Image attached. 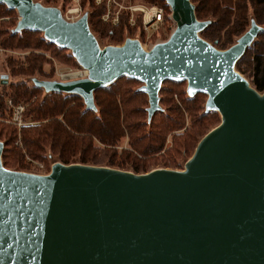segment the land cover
<instances>
[{
	"label": "water",
	"instance_id": "obj_1",
	"mask_svg": "<svg viewBox=\"0 0 264 264\" xmlns=\"http://www.w3.org/2000/svg\"><path fill=\"white\" fill-rule=\"evenodd\" d=\"M0 2L17 13L13 31H41L87 69L65 81L31 77L44 92L78 94L96 110V88L134 77L149 120L162 81L184 80L188 96L205 93L204 111L219 113L181 169L55 161L34 173L0 159V264H264V92L235 69L261 26L250 19L218 49L199 36L209 20L196 18L190 0H164L175 24L166 39L100 46L87 11L66 21L55 5Z\"/></svg>",
	"mask_w": 264,
	"mask_h": 264
},
{
	"label": "trees",
	"instance_id": "obj_2",
	"mask_svg": "<svg viewBox=\"0 0 264 264\" xmlns=\"http://www.w3.org/2000/svg\"><path fill=\"white\" fill-rule=\"evenodd\" d=\"M36 1L43 4L42 0ZM43 1L59 9L70 2ZM142 1L166 8L164 0ZM190 1L194 5L196 18L209 20L199 31V36L214 43L218 49L234 43L248 28L250 19L263 28L236 60L235 69L255 90L264 92V0ZM80 3L87 11L88 27L99 44H119L126 37H143L139 15L131 26L127 21L128 10L122 9L118 23L112 25L100 19L104 12L102 4L96 5L93 0H80ZM124 3L131 1L124 0ZM15 13V9L0 2V46L5 50L28 52L22 57L4 53L8 68L4 74L10 77L38 75L49 79L51 69H46L49 60L43 52H49L63 63L75 64L67 48L43 38L41 31H13L17 21ZM163 29L168 31L165 25ZM140 84L138 79L122 75L96 88L93 91L96 110H92L85 108L78 94L44 92L31 80H0L1 164L9 169L28 170L27 163H23L24 157H27L28 163L30 160L39 162L46 168V173L52 161L105 164L136 173L150 170V163L154 161L161 162L163 168L181 169L184 156L210 129L209 124L216 121L218 114L215 110L204 111L202 96L205 93L197 92L188 96L184 90V80L165 79L158 93L160 109L154 111L147 120V97L138 90ZM8 98L13 104H24L21 115L23 119H29L30 123L17 128L15 124L5 121L11 115V108L6 103ZM184 112L187 115L186 127L181 132H173L171 145L163 154L155 155L162 148L165 135L184 126ZM125 136L129 148L117 149Z\"/></svg>",
	"mask_w": 264,
	"mask_h": 264
},
{
	"label": "built area",
	"instance_id": "obj_3",
	"mask_svg": "<svg viewBox=\"0 0 264 264\" xmlns=\"http://www.w3.org/2000/svg\"><path fill=\"white\" fill-rule=\"evenodd\" d=\"M93 3L96 5L102 4L104 6V12L100 15V19L105 22H110L112 25H115L119 21V13L122 9L128 10V24L134 25L136 21V16L139 15L140 26L143 30V37L137 38L140 45L147 49L153 45V43L163 41L162 38H155L152 40L153 34H160V30L163 29L164 25L167 27L168 32L173 30V19L171 18V11L168 5L165 6L155 4V3H124V0H93ZM84 9L81 6L80 0H70L69 4L60 9L61 16L66 21H75L77 20ZM167 38V37H166ZM165 38V39H166ZM102 46V44H99ZM0 46V54L4 52ZM44 55L48 56L46 52H43ZM48 58L52 59L50 56ZM53 60V59H52ZM54 79L58 80H71L77 78H84L87 76V69L82 66H77L63 70L62 68L54 67ZM7 105L11 108L10 118L5 120L15 124L17 128L21 125L28 124L31 121L22 118V111L24 104L18 103L13 104L11 99L8 98L6 101ZM36 165L42 166L39 162H35Z\"/></svg>",
	"mask_w": 264,
	"mask_h": 264
},
{
	"label": "rangeland",
	"instance_id": "obj_4",
	"mask_svg": "<svg viewBox=\"0 0 264 264\" xmlns=\"http://www.w3.org/2000/svg\"><path fill=\"white\" fill-rule=\"evenodd\" d=\"M127 1V0H126ZM129 1H131V3H148V2H145V1H142V0H129ZM42 2H43V4H45L44 3V1L42 0ZM45 5H47V4H45ZM169 7V6H168ZM171 11V10H170ZM16 15H15V17L17 18V13H15ZM174 22H173V28H174ZM162 31V30H161ZM169 33L170 32H166L164 29H163V31L162 32H160V34H153V36H152V40L155 38V36H156V38H162V40H164L168 35H169ZM97 39V38H96ZM101 44V43H100ZM102 45H104V44H102ZM4 49V48H3ZM26 52H28V51H22V50H18V49H16V50H5L4 52H3V54L1 53L0 54V74L1 73H6L7 71H8V68H7V66H6V63H5V55H4V53H6V54H10V55H17V56H24V54L26 53ZM47 53V55L48 56H50L52 59H50V58H48V56H46V55H44L48 60H49V62L47 63V65H46V69H51L50 71H51V77L50 78H56L55 77V74H54V67H57V68H62L63 70H67V69H69V68H73V67H75V66H77V63H76V61H75V64L74 65H72V64H68V63H63V62H61V61H58L56 58H54V57H52L51 55H50V53L49 52H46ZM74 59V58H73ZM35 78H38V79H42L43 77H40V76H35ZM49 78V79H50ZM7 79H11V80H13V81H18V80H25V81H27V82H30V79H31V77H27V76H12V77H10V76H8L7 75ZM184 90H185V84H184ZM186 93V92H185ZM187 95V94H186ZM173 98L176 100V96L173 94ZM205 98H206V94L205 95H203L202 96V99H203V101H205ZM204 104V103H203ZM217 112V111H216ZM217 114H218V118H216V121H213L212 123H210L209 124V128H212L213 126H215L216 125V123L218 122V119H219V113L217 112ZM183 118H184V126L182 127V128H180V129H178V130H175V131H172V133L170 132H168L166 135H165V138H164V143H163V146H162V148L157 152V153H155V155L156 154H163L164 153V151L166 150V148H168L170 145H171V143H172V134H173V132H175V133H177V132H181L185 127H186V125H187V115H186V113L184 112L183 113ZM27 120H29V119H27ZM17 127V126H16ZM208 128V129H209ZM207 129V130H208ZM197 143V142H196ZM196 143H195V145H196ZM195 145L187 152V155H185L184 156V158H183V161H182V163L184 164V162L186 161V159L192 154V152H193V150H194V147H195ZM129 148L128 147V144H127V138H126V136H125V138L123 139V141L122 142H120L119 143V146L118 147H116L117 149H120V148ZM52 160H54V159H52ZM55 161V160H54ZM30 163H28V159H27V157H24V159H23V163H27V168L26 169H28V170H24V171H28V172H34V173H46L45 171V167L43 168L42 166H40V165H36L35 164V162H37V161H34V160H30L29 161ZM53 162V161H52ZM52 162L50 163V165L52 164ZM155 162H157V161H154V162H151L150 163V166H149V169L151 170V169H153V168H159V167H163L164 165H162V163L161 162H157V163H155ZM72 163V162H71ZM49 165V166H50ZM96 165H98V164H96ZM100 165H105V164H100ZM106 166H108V165H106ZM183 167V166H182ZM181 167V168H182ZM11 169V168H10ZM175 169H180V168H175ZM126 170H129V169H126ZM131 171V170H130Z\"/></svg>",
	"mask_w": 264,
	"mask_h": 264
}]
</instances>
